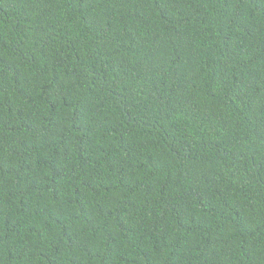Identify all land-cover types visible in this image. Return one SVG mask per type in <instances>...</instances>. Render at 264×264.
<instances>
[{"label": "trees", "instance_id": "trees-1", "mask_svg": "<svg viewBox=\"0 0 264 264\" xmlns=\"http://www.w3.org/2000/svg\"><path fill=\"white\" fill-rule=\"evenodd\" d=\"M0 264H264V0H0Z\"/></svg>", "mask_w": 264, "mask_h": 264}]
</instances>
